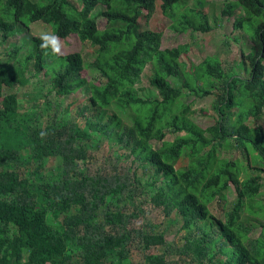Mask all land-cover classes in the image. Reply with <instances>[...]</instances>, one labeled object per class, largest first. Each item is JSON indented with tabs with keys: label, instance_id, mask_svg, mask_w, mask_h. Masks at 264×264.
<instances>
[{
	"label": "trees",
	"instance_id": "obj_1",
	"mask_svg": "<svg viewBox=\"0 0 264 264\" xmlns=\"http://www.w3.org/2000/svg\"><path fill=\"white\" fill-rule=\"evenodd\" d=\"M186 1L77 0L73 17L66 0H0V45L12 63L0 65V264H264V223L256 220L264 217V166L217 155L249 148L264 165L257 124L264 115V0H235L222 10L243 11L233 24L249 34L235 63L242 72L226 73L207 57L194 85L179 61L187 48L162 49L161 34L142 27L157 8L171 18ZM179 19L180 32L211 29L200 10ZM38 22L61 40L88 43L94 61L79 52L45 55L39 37L10 40ZM145 68L147 91L139 87ZM30 78L43 80L44 92L38 80L29 97L44 99L41 112L38 104L23 110L28 95L15 90ZM197 80L208 88H196ZM215 81L217 118L201 129L180 99L183 90L209 94ZM78 92L81 105L70 116L68 104L56 122L61 107L52 109L50 97ZM183 158L187 164L178 165ZM50 159L57 173L42 170ZM87 162L111 166L90 175ZM143 204L159 208L166 227L128 228Z\"/></svg>",
	"mask_w": 264,
	"mask_h": 264
},
{
	"label": "rangeland",
	"instance_id": "obj_2",
	"mask_svg": "<svg viewBox=\"0 0 264 264\" xmlns=\"http://www.w3.org/2000/svg\"><path fill=\"white\" fill-rule=\"evenodd\" d=\"M235 0H187L182 8L175 11L174 15L170 17H166L161 14L159 8H157L154 14L147 19L145 23L142 24V27L148 30L156 31L161 34V48H175L178 46H185L187 49L184 53L181 54L179 61L182 64L183 71L185 77L194 85L193 79L196 78V73L199 71L197 67L200 63L207 57H215L220 62L221 67L224 72H242L237 65L240 52L244 51V49L249 45V37L248 33L244 28H234L233 24L235 21L241 17H243V11L240 8H235L232 10L230 16L223 15L222 10L226 7V4L232 3ZM202 11L207 16V21L211 29L207 32L202 31H193L191 27H187L184 32H180V20L179 16L183 12L188 11ZM65 11L73 17H78V5L77 0H66ZM190 15V14H189ZM98 28L103 29L105 21L104 19L97 20ZM177 30H176V28ZM42 32H50L51 28L42 23H33V25L29 26L28 33L23 32L21 34H16L11 37V41L15 42L17 45L20 43V37L24 35L39 37ZM62 41V54L66 55L73 52H79L82 55L83 61L85 63H91L95 59V48L90 47V45L86 42H80L75 36H70L66 40ZM246 50L244 51V53ZM23 51L18 54V57L22 55ZM5 52L3 47L0 45V65L10 64L12 63L6 62ZM149 70L145 68V70L141 74V83L139 87L143 88L147 91L149 89ZM82 76L86 79H90L88 71L85 69L82 72ZM38 80L42 86V93L44 92L43 81L42 78H30V82L23 87L17 86L15 89L16 92L20 94L28 95L26 98H21L20 103L22 105L23 110H30V105H39L38 110L42 111L41 103L43 102V98L33 100V97L29 99L31 93H35L41 86L38 83ZM216 85L214 88L209 90V94L199 96L194 93L187 92V90H183V96L180 99L181 104L187 108L186 115L191 119V121L200 127L201 129H205L210 126L213 121L216 120L217 114L214 109V104L217 99V96L221 93L219 90L220 83L212 82ZM195 87L197 88H208V85H204L201 80H197ZM52 96V95H51ZM84 95L78 92L70 95L67 98H61L62 100L54 99L50 97L52 100V109L55 104L60 105L61 108L56 112L54 119L56 122L60 120V115L62 114V110L70 104L68 111L69 115L72 116L75 109H77L82 100L84 99ZM1 100V99H0ZM73 103V104H72ZM233 111L236 108L232 109ZM52 112L50 114L52 115ZM233 113V112H232ZM41 117H45L44 114ZM231 119L234 121V115L231 116ZM246 125L249 127H253L250 121H245ZM257 124L260 125L264 129V115L263 117L257 121ZM166 140L171 141L173 139L172 134H166ZM158 144V143H156ZM160 144V143H159ZM217 155L219 158H230L235 161H245L248 160L253 166L263 167L264 165L260 162L255 154L251 151V149H247V151H227L224 148L218 151ZM100 158V156H99ZM110 165L98 163H86L87 173L95 174L100 172H105L110 168ZM186 165L187 159L183 158L178 165ZM43 171H47L49 173H57V161H53L50 159L42 169ZM44 175H48L44 174ZM264 177V174H263ZM264 183V178H263ZM231 191V190H230ZM263 192L259 194L258 199L264 201V189ZM232 192V191H231ZM231 192L226 193V198L228 201L233 199V195ZM136 218L130 221L128 228H139L145 223L158 224L160 228L166 227L165 218L163 219L162 213L159 208L155 207L153 204L142 205L141 211L135 210ZM257 221L264 223V217L256 218ZM260 229L256 228L251 237H256L259 234ZM170 239V238H169ZM176 239H174L175 241Z\"/></svg>",
	"mask_w": 264,
	"mask_h": 264
},
{
	"label": "clouds",
	"instance_id": "obj_3",
	"mask_svg": "<svg viewBox=\"0 0 264 264\" xmlns=\"http://www.w3.org/2000/svg\"><path fill=\"white\" fill-rule=\"evenodd\" d=\"M41 41L39 47L43 50L45 55L59 56L62 54V41L61 38L50 32H42L39 36ZM46 133L41 132L40 136L43 138Z\"/></svg>",
	"mask_w": 264,
	"mask_h": 264
}]
</instances>
